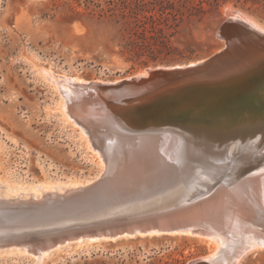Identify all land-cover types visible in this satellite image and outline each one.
<instances>
[{
    "label": "water",
    "instance_id": "water-1",
    "mask_svg": "<svg viewBox=\"0 0 264 264\" xmlns=\"http://www.w3.org/2000/svg\"><path fill=\"white\" fill-rule=\"evenodd\" d=\"M239 15L234 13L220 28L226 47L206 60L158 66L112 83L61 80L70 115L100 150L106 169L90 183L62 192L0 197V253L27 247L35 257L80 239L187 232L218 233L229 240L239 234L246 240L250 235L240 226L249 222H244L245 214L254 211L257 198L245 181L252 182L264 154L247 156L234 169L220 153L224 151L217 134L224 123L233 122L230 129L236 122L248 125L240 126L244 130L258 123L251 117L257 111H246L236 120L227 114L231 107L255 99L264 80H258L264 73V30ZM248 56L258 59L249 70L225 74L232 63L245 62ZM250 83L256 85L240 95ZM261 99L264 105V90ZM215 103L218 107H209ZM219 112L221 116L212 117ZM204 171L209 177L201 176ZM260 186L264 189V183ZM258 219L252 224L263 229ZM245 246L234 244L236 250Z\"/></svg>",
    "mask_w": 264,
    "mask_h": 264
},
{
    "label": "rangeland",
    "instance_id": "rangeland-1",
    "mask_svg": "<svg viewBox=\"0 0 264 264\" xmlns=\"http://www.w3.org/2000/svg\"><path fill=\"white\" fill-rule=\"evenodd\" d=\"M149 2L155 1L0 0L2 195L8 197L20 193L28 196L31 190L85 183L99 177L105 169L104 161L93 150L81 126L75 125L64 113L60 92L48 80V72L87 81H117L158 66L206 60L226 47L219 31L233 12L250 18L264 29V0L247 4L230 1L217 12L202 18L185 16L176 21L173 18L167 21L165 18L140 17L137 22L129 16L122 18L123 10L118 9L122 6L129 11L146 9ZM99 5L104 12L101 7H96ZM86 6H90V10ZM115 8L116 11L112 10ZM152 24L164 28L166 41L174 50L177 62L145 66L128 60L121 53L134 29L142 31ZM168 26H172L171 29ZM251 49L256 52V48ZM243 54L244 57L247 51ZM258 58L261 59V55ZM255 61L258 59L250 56L245 62L235 61L225 74L235 76L249 70ZM251 85L254 87L256 83L248 84L244 89L249 90ZM258 85L261 86V81ZM251 100L261 102V90ZM258 117L261 119V111ZM259 124L251 136L248 134L244 139L232 141L238 144L242 139L250 138L261 143V120ZM228 151L231 167L236 169L243 155H239L238 149ZM253 153L251 151L248 156ZM199 238L159 235L85 241L61 247L42 259H36L24 250H7L0 253V264H195L211 255L214 245L210 241L215 242ZM238 261L235 264H264V248L252 250Z\"/></svg>",
    "mask_w": 264,
    "mask_h": 264
},
{
    "label": "bare ground",
    "instance_id": "bare-ground-1",
    "mask_svg": "<svg viewBox=\"0 0 264 264\" xmlns=\"http://www.w3.org/2000/svg\"><path fill=\"white\" fill-rule=\"evenodd\" d=\"M233 14H234V12L231 14V16H233ZM238 15H239V13H238ZM242 17L246 18L244 16H242ZM246 19H248V18H246ZM251 22L257 29L264 30V29L261 28V25L258 26L259 24H255L253 21H251ZM263 68H264V64L261 66V69H263ZM145 71H143V72H141L139 74H142ZM262 74H264V73H261V79H262V77H264ZM46 75H47L48 80L50 82L54 83L57 86V88H58V90L60 92V101H61V104H63L62 109H63L64 113L69 118H71L73 120L75 125H79L78 123H76L74 118L69 113L68 101L66 99V96L62 92L61 80H74V81H80V82H83V83L84 82H88V81H86L85 79H82V78L70 77V76H66V75H63V74L62 75H55V74H52L50 72H48ZM117 81H119V80H117ZM108 82L112 83V82H116V81H108ZM252 87H253V85H252ZM247 90L243 89L240 92V95L248 94ZM262 90H264V80L261 81V91ZM241 98H242V96L236 97L237 100H240ZM251 99H253V98H251ZM251 99H249L248 102H246V104L241 103L239 105H236L233 108L231 107L229 110H227V114H228V111H229V113L232 114L233 118H235V120H236L237 118L241 117L243 115V113H245L246 111H249V110L257 111V113H255L251 117H253L254 119L257 118L256 121H258V123L255 126H252L250 130L249 129L248 130H244L245 128L244 129L240 128V126H247L248 127V125H246L245 122H243L245 125H242V124H239V122H236L238 126L236 125V126H234V128H231V129H230V126L233 125V122H231L232 123L231 125H229L228 123H224L225 128L221 129L217 133L220 136V138H218V141H221L220 142V144H221L220 147L221 148H219V149L224 151V152H220V153H222V154L225 153L226 157L230 156V155L228 156V154H227V153H229L228 150H230V149L231 150L234 149V151H235V149L240 150L239 151L240 152L239 155H241V154L243 155L242 159L243 158L245 159L251 151H254L255 153H258L260 157H261V155L264 154V138H262V136L264 134V133L262 134V132H264V124H261L263 127L261 128V130L259 132V135H261V140H262L261 143L260 142L258 143V141L254 142V140L251 141L250 138H247L246 140H243L246 135L250 134V136H251L252 133H254L253 130L260 125L259 123H260L261 119H260V117H258L260 111H261V115L264 114V105H262V103H261L262 99H261V102L254 101V100L252 101ZM212 105L215 108L218 107V105H216V103L215 104H210L209 107H211ZM261 106H263V107L261 108ZM208 109H210V108H208ZM216 112H217V110H215V113ZM216 115L217 116L213 115L212 117L218 118V116H221L222 114L219 112ZM250 120H253V119L250 118ZM82 130H83V133L89 138V135L86 132V130L84 128H82ZM256 131L258 132V130H256ZM223 132H225V133H223ZM193 134L196 135L197 133H193ZM242 137H243L242 141H239L238 144L236 143L237 141L235 142L237 145L233 142L235 139L242 138ZM89 140H90V138H89ZM90 143L92 145L91 140H90ZM93 150H95V151H97L99 153V156L101 157V159L104 161V163L106 165V161H105L103 155L101 154L100 150L96 149L94 146H93ZM232 153H233V151H232ZM239 158H240V156H239ZM229 160L231 161L232 158L229 159ZM240 163H243V162L240 161ZM202 167H206L205 163H202ZM105 169H106V166H105ZM105 169L103 171H105ZM201 170H205V169H201ZM103 171L101 172V174L103 173ZM209 175H210V172H207V171H204L201 174V176L203 178H207V177H209ZM252 175H253V177L251 178V180L254 178L252 180V182H249L248 180H246L245 182H247L246 184L250 183L249 185H251L253 187V189L251 188V195H253V199L254 200H255V198H257L255 200V202L258 205L256 204V207H255L254 211L252 210L248 214L247 213L245 214L244 222L245 221L246 222L249 221V222H247V224L245 226L244 225L242 227L240 226V228H243L241 232H246V234L248 233L250 235L249 237H247V235H246V240L244 239L245 236H238L239 234H237L235 236V240L226 239V237H224V236H222V235H220L218 233H212L211 235H208V234L206 235V234H195L193 232H187L186 234L179 233V234H172V235H191V236L200 237L199 239H202V240H208V239L214 240L215 242L208 240V241L212 242V244L214 245V248H213V250L211 252V255L208 256V258H206V260H208L212 264H229V263L235 264L236 262L238 263L239 262L238 260H240L248 252H250L252 250H255V249H258V248H264V231H263L264 228L262 229L261 225L259 226V228H257L256 225L252 224V222L254 220H256L258 216H259V219H258L257 223L258 224L264 223V197H262V193H263L264 189H262L261 186H260L262 183H264V182H261V179L264 176V162L259 166V168ZM97 178L98 177H96L94 179H97ZM94 179H91V180H89V181H87L85 183L66 185V186H64L62 188H58V187H56V188H42V189H38V191L31 190V191L28 192V196L25 195V194H20L19 193L16 196H8V197H21L22 196V197H25V198H30V197L38 198L41 195H43V193H45L47 191L57 190L59 192H62L65 189H68V188L79 187V186H83L85 184H88ZM262 180H264V178ZM38 193H40V194L38 195ZM0 197H5V196L2 195L1 192H0ZM247 210H250V206L247 208ZM159 235H161V234H150L149 236H159ZM140 237H146V236L143 235V236H140ZM127 238H132V237H127ZM205 238H208V239H205ZM85 241H88V242H99V241H108V240H97V239H86V240H83V239H80L79 241L73 242V243H79V242H85ZM113 241H115V240H113ZM238 243L242 244V246L246 245L243 250H242V247H240L239 249L237 248V250L235 249L236 247H234V244H238ZM69 244H71V243H69ZM69 244H67V245H69ZM59 248H61V247H59ZM59 248H56L54 250L41 251V252L36 254L35 258L36 259H42L43 257L49 255L50 253H52L53 251H55V250H57ZM15 249L24 250L29 255L31 254L27 247L26 248H21V247L13 248L11 250H15ZM219 251H220V253H219ZM222 253L226 254L225 258H223L224 254L222 255ZM231 253L233 254V259L231 261L229 260L230 261L229 262L228 259H230V257H227V255L230 256ZM220 254H221V256H220ZM32 255H34V254H32Z\"/></svg>",
    "mask_w": 264,
    "mask_h": 264
},
{
    "label": "trees",
    "instance_id": "trees-1",
    "mask_svg": "<svg viewBox=\"0 0 264 264\" xmlns=\"http://www.w3.org/2000/svg\"><path fill=\"white\" fill-rule=\"evenodd\" d=\"M155 2H149L146 9L137 10H127L125 6L118 8L123 10L121 13L122 18L127 16L137 19L140 17L143 19L156 20V18H165L167 21L173 18L175 21L179 18H184L185 16H196L199 18L204 17L206 14L217 12L222 5L235 1L237 3L249 2L255 3V0H198L194 2L193 0H154ZM112 4V3H111ZM90 10V6H86ZM100 8L101 6H96ZM101 9L104 10L102 7ZM116 11L115 9H112ZM111 11V8L108 10ZM136 23V22H135ZM155 24V23H154ZM152 26L150 28L144 27L142 31L133 30L130 34V40H127L123 44V50L121 53L127 56V59L133 61L134 63L148 66L152 63L154 64H168L172 62H177L175 58L174 50L169 45L167 40V35L164 34V28ZM137 28H138V24ZM168 25V24H165ZM168 26L169 29H171ZM166 35V36H165Z\"/></svg>",
    "mask_w": 264,
    "mask_h": 264
}]
</instances>
